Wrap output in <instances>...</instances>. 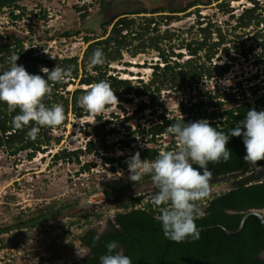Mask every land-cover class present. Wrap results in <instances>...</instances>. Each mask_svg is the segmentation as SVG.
I'll use <instances>...</instances> for the list:
<instances>
[{
  "label": "trees",
  "instance_id": "1",
  "mask_svg": "<svg viewBox=\"0 0 264 264\" xmlns=\"http://www.w3.org/2000/svg\"><path fill=\"white\" fill-rule=\"evenodd\" d=\"M251 2V6L245 7L235 17V24L232 28L245 29L254 26L255 43L248 46L243 44L242 48L234 44V49L241 53L244 59L252 55L254 64H262L264 63V13L259 1L251 0ZM196 4H198L196 0L189 1L183 7L172 8L170 12L185 11ZM217 4L221 7L226 6L224 2ZM4 8L7 9L10 21L24 18L29 14V11H26L18 0H0V11ZM104 8L103 5L102 9ZM165 10L164 7L151 8L146 5L139 7L131 12L132 14H143L141 16L144 17L139 20L129 17L130 12L109 16L100 25L101 35L93 38L85 37L87 45L80 61L77 56L54 55L55 59L45 57L36 53L32 45L26 44L25 36L20 37L13 33L0 34V73L11 67L9 58L13 54L20 55L17 64L25 66L30 74H39L45 78H47L46 75L40 71L41 66L49 69H53L56 65L71 68V79L66 83L52 84V94L44 99V103L49 107L52 104L63 105L65 110L63 124L66 123L69 111L76 117L89 115V112L79 106L78 100L88 86L102 80L111 84L119 101H130L131 97H128L130 94L147 96V102L138 101L131 115L125 117L126 120L147 108L155 114V102L159 99L164 87H177L178 82H181L180 85L183 86L188 79L198 81L203 77L208 79L221 77L229 71L234 59L229 55L231 58L229 61L221 63L213 61L214 56L223 49L227 38L220 25L211 21L204 24L201 20H198V35L184 43L190 57L180 62L177 60L181 56L180 52L166 53L161 46V41L171 40L174 33L170 29L159 31L156 17L145 15L148 12H164ZM43 16L45 18V15ZM160 16L161 18H172V14H161ZM231 16L234 17L233 13ZM201 18L199 15V19ZM109 25L111 28L107 31ZM134 40L138 43L131 49L132 55L144 52L150 46L157 49L159 58L162 60L152 65L151 78L148 81L138 78V85L133 84L130 78L119 76L118 71L117 73L110 72L108 67L109 63L122 58L123 49H128ZM96 49L103 50L104 63L93 66L90 64L89 57ZM88 65H90L89 69ZM253 76L256 78L257 74ZM77 78L81 86L68 89ZM236 84V88L231 86L215 88L210 89L208 93L192 96L186 103L180 104V115L169 116L164 112L158 113L156 114L158 121L152 122L148 127L139 126L136 132L145 136L146 140L154 142L159 136L167 133V127L176 121L190 123L206 119L218 131L230 136L231 130L245 118L248 110L264 111V94L256 96L260 88L257 83L247 85V87L242 86L241 81ZM247 93L255 96L254 105L248 99ZM116 104H119L118 101ZM18 114V108L9 112L7 104L0 102V151L5 150L10 155L26 151L29 157H33L37 152H45L51 143L59 142L60 137L53 134L54 127H40L34 140L28 138L29 130L39 126L35 122H30L23 128L14 127L12 120ZM95 118L97 123L91 127L92 135L85 142L84 147L62 148L53 153L54 161L73 159L79 162L82 153H94L105 159V163L112 164L118 160L104 156V152L110 147L107 135L111 129H106V121L102 120L101 115H96ZM125 143L129 144L130 140ZM227 147L231 152V158L227 162L223 160L219 163L210 162L207 167L213 173L211 183L220 177L229 175L234 176V179L228 189L219 193H211L210 197L198 202L205 215L196 220L197 227H207L200 228L198 240L188 237L184 242L177 243L165 237L161 222L156 219L160 215L159 208L151 200L157 191L155 188L149 198H145L148 195L144 193L130 195L123 209L114 214L112 229L104 233L88 229L85 234H81L82 244L86 246L87 251L72 264H101L100 257L107 254L106 245L110 241H116L123 248L125 255L131 258L132 264H264V226L256 215H249L241 230L233 234H228L222 227L211 226L222 224L235 229L243 214L248 210L255 208L264 211V161L258 162L259 164L255 166L245 163L243 157L246 150L242 136H231ZM175 149H178L177 140L171 139L163 148L144 147L139 153L141 159L154 160L161 150L174 151ZM194 167L198 168L199 165H194ZM90 168L89 162L82 163L81 170ZM118 190L121 189H116ZM136 203H142V205L135 206ZM51 217L45 213L36 214L26 221L0 228V231L10 230L12 226L19 228L34 226ZM42 264L53 263L43 260Z\"/></svg>",
  "mask_w": 264,
  "mask_h": 264
},
{
  "label": "rangeland",
  "instance_id": "2",
  "mask_svg": "<svg viewBox=\"0 0 264 264\" xmlns=\"http://www.w3.org/2000/svg\"><path fill=\"white\" fill-rule=\"evenodd\" d=\"M189 1L193 0H163L157 7H164L166 9L164 12L145 14L156 17L159 31L170 29L174 33L171 40H162L161 46L166 53L180 52L181 56L177 60L183 62L190 57L184 43L198 35V20L203 21L204 24L211 21L223 28L227 38L223 49L214 56L213 61L216 63L229 61L231 55L234 59L230 61L229 71L221 77L209 79L203 77L198 81L188 79L183 86L178 82L177 87H164L155 102V114L147 108L128 120L125 119L131 115L138 101L147 102V96L136 94L128 95L131 97L130 101H118L119 104L108 105L98 114L89 113L76 117L69 111L66 123L53 129V134L60 137L59 142L51 143L45 152H37L33 157H29L26 151L10 155L5 150H1L0 228L26 221L29 217L40 213L52 217L34 226L21 228L12 226L10 230L0 231V264H10L13 257L20 252L53 264L75 263L81 257L77 255L78 249L81 250V255L87 251L79 240L86 229L96 228L102 231L106 221L123 209L130 195L144 193L148 195L145 198H149L153 188L128 194L123 198L120 196L128 190L152 181L149 173H144L142 179L135 183L128 179L129 169L126 161L129 157L140 152L144 147L163 148L171 139L176 140L174 135L165 133L153 142L136 132L139 126L148 127L152 122L158 121L156 114L164 112L169 116L180 115V104L186 103L190 97L208 93L210 89L215 88L230 86L236 88L238 81H241L244 87L257 83L260 88L256 96L264 94V63L254 64L252 55L244 59L241 53L234 49V44L242 48L243 44L248 46L255 43L254 26L245 29L232 28L235 17L245 7L252 5L251 0H196L198 4L185 11L170 12L172 8L183 7ZM257 1L262 5L264 13V0ZM219 2H224L226 6H219L217 4ZM18 3L24 6L29 14L24 18L10 21L7 9L4 8L0 11V34L13 33L20 37L25 36L28 46L32 45L36 53L50 58L54 55L77 56L80 61L87 45L85 37L93 38L101 35L100 25L109 16L130 12L129 17L138 20L144 17L141 16L143 14L131 13L142 7V2L137 0H18ZM103 5L104 9H102ZM232 13L234 17L231 16ZM161 14H172V18H161ZM111 25L107 27V31L110 30ZM137 43V40L132 41L128 49H123L122 58L108 65L110 72L118 71L119 76L123 77L124 72L132 75L128 78L135 85L139 84L138 78L148 81L151 78L152 65L155 62H162L157 49L150 46L144 52L132 55L130 51ZM134 64L137 67L135 70L131 69ZM87 67L89 69L90 65ZM256 74V78H253ZM80 86L77 78L68 89ZM247 94L248 99L255 97ZM96 115H101L102 120L106 121V129H111L107 135L110 147L104 152V156L118 160L112 164L105 163V159L94 153H82L79 162L73 159L54 161L53 153L62 148L84 147L85 142L92 135L91 127L97 123ZM127 140H130L129 144L125 143ZM84 162L91 164L89 170H81ZM233 179L232 175L218 178L212 182V193L228 189ZM116 189L121 190L116 191ZM104 194L119 196V199L111 201L107 198L108 201H98L99 206L105 204L101 209L98 208L94 214H80L88 200L101 199ZM20 261L17 258V262Z\"/></svg>",
  "mask_w": 264,
  "mask_h": 264
},
{
  "label": "clouds",
  "instance_id": "3",
  "mask_svg": "<svg viewBox=\"0 0 264 264\" xmlns=\"http://www.w3.org/2000/svg\"><path fill=\"white\" fill-rule=\"evenodd\" d=\"M45 52L48 53L46 49ZM19 59L20 55H11V67L0 73V102L7 104L9 112L19 109V114L12 120L14 127L23 128L30 122L39 126L27 133L28 138L34 140L40 127H56L65 120L63 105L52 104L49 107L44 99L52 94V84L66 83L71 79L72 70L59 65L53 69L41 66L40 71L46 75L45 78L30 74L25 66L17 64ZM89 61L93 66L102 65L103 50H94ZM117 101L116 91L108 81L102 80L88 86L78 104L86 112L98 114ZM166 131L175 136L178 149L161 151L153 161L141 159L140 153L136 152L126 161L128 179L135 183L142 179L144 173L151 174L157 189L151 200L159 208L160 215L156 219L161 222L166 238L177 243L188 237L198 240L201 230L196 220L205 215L198 202L210 197L213 191V173L207 165L221 160L227 162L231 158L227 147L231 136L243 137L245 163L255 166L264 161V111L248 110L245 118L231 130L230 136L218 131L206 119L190 123L176 121ZM106 248L107 254L100 257L101 264H132L131 258L125 255L116 241L108 242ZM77 255L83 256L80 249Z\"/></svg>",
  "mask_w": 264,
  "mask_h": 264
},
{
  "label": "flooded vegetation",
  "instance_id": "4",
  "mask_svg": "<svg viewBox=\"0 0 264 264\" xmlns=\"http://www.w3.org/2000/svg\"><path fill=\"white\" fill-rule=\"evenodd\" d=\"M137 1L142 2L141 3L142 6L146 5L147 7H157V6L161 5L160 2L163 0H137ZM154 189H155V187L153 188V191H154ZM110 197H112L110 194H108V195L104 194L101 199L88 200V203L86 204L85 208H83L84 213H82L83 212L82 211V212H80V214H84V215H88L89 213L94 214L98 210V208L101 209V207L105 205L104 204L102 206H99L97 204V202L101 201V200H103L104 202H105V200L108 201L107 198H110ZM117 198L119 199V196ZM112 222H114V216H113V218L111 217L110 219H108V221H106L105 227L102 231H98V230H96V228H88V229H94L97 233H104L105 231L112 229V226H111ZM88 229H86L82 234H85ZM79 240L82 244L81 235H80ZM84 247L86 248V246H84ZM17 258L20 259L21 261L17 262ZM42 262H43V259H40V258L34 259L32 256L20 252L15 257H13L10 264H42ZM65 264H67V263H65Z\"/></svg>",
  "mask_w": 264,
  "mask_h": 264
},
{
  "label": "water",
  "instance_id": "5",
  "mask_svg": "<svg viewBox=\"0 0 264 264\" xmlns=\"http://www.w3.org/2000/svg\"><path fill=\"white\" fill-rule=\"evenodd\" d=\"M151 188H154V185H153L152 181H150L149 183H147L145 185H142L140 187H137L135 189H131V190L126 191V192L122 193L120 197L123 198V197H125L128 194L140 193V192L145 191L146 189H151ZM110 199H111V201L118 200V198L116 196L110 197ZM252 214L253 215H256L260 219L261 223L264 226V211L263 210H260V209H255V208L254 209H250V210H248L247 212H245L243 214V216L241 217V219L239 221L238 227L235 228V229L226 227L225 225H222V224H213L211 226H219V227H222L228 234L237 233L243 227V224H244L246 218L249 215H252ZM200 228H207V227H199L198 229H200Z\"/></svg>",
  "mask_w": 264,
  "mask_h": 264
},
{
  "label": "bare ground",
  "instance_id": "6",
  "mask_svg": "<svg viewBox=\"0 0 264 264\" xmlns=\"http://www.w3.org/2000/svg\"><path fill=\"white\" fill-rule=\"evenodd\" d=\"M137 67L135 66V64H134V66H132L131 67V69H136ZM124 78H128V77H132V75H130V74H126L125 72H124V76H123Z\"/></svg>",
  "mask_w": 264,
  "mask_h": 264
},
{
  "label": "built area",
  "instance_id": "7",
  "mask_svg": "<svg viewBox=\"0 0 264 264\" xmlns=\"http://www.w3.org/2000/svg\"><path fill=\"white\" fill-rule=\"evenodd\" d=\"M249 100H250V102H252V105H254V104H253V99H249ZM161 151H163V150H161ZM140 205H142V203H136V204H135V206H140Z\"/></svg>",
  "mask_w": 264,
  "mask_h": 264
}]
</instances>
